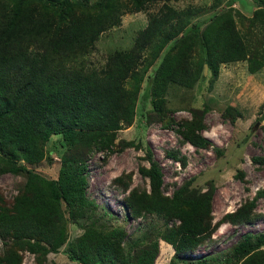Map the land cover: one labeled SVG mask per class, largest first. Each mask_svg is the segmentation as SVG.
Segmentation results:
<instances>
[{
    "label": "trees",
    "instance_id": "trees-1",
    "mask_svg": "<svg viewBox=\"0 0 264 264\" xmlns=\"http://www.w3.org/2000/svg\"><path fill=\"white\" fill-rule=\"evenodd\" d=\"M168 1L163 0L156 12L148 13L147 24L131 47L109 53L104 68L98 71L86 70L75 61L95 48L100 33L119 24L121 11L112 1L97 0L89 5L88 0H0V172L28 175L27 194L11 210L0 207V234L13 236L19 248L47 252L64 243L65 226L52 227L58 217L63 218L61 201L63 212L68 213L83 202L89 153L110 147L122 123H132L139 86L127 88L125 82L142 78L166 45L169 50L148 75L151 103L159 119L168 112L163 96L169 83L192 87L203 76L195 73L187 60L197 42L204 50L203 63L215 76L217 62L246 60L250 73L264 66V37L242 36L231 9L191 22L194 10H179ZM134 2L136 11L146 8L139 0ZM258 2L259 7L247 18L250 25L264 21V0ZM92 6L102 11L77 15L76 10ZM235 12L243 16L239 10ZM226 110L241 115L232 105ZM190 112L191 119L175 122V131L194 147L211 145L202 134L206 109L192 108ZM51 134H61L66 143L57 189L17 164L18 160H41L42 145ZM146 156L150 190L132 191L126 204L131 216L150 219L155 227L148 240L134 242L133 254L127 249L128 264H153L159 238L172 244L176 254H182L207 241L212 233L210 189L191 187L190 178L170 195L164 194L161 165L150 150ZM167 156L186 163L178 151L167 152ZM260 198H264V188L230 213V221L250 222ZM254 215L264 217L262 213ZM263 247L264 229L245 232L227 249L188 264H264ZM100 250L107 252L104 246ZM0 264H20L19 257L6 250L0 255Z\"/></svg>",
    "mask_w": 264,
    "mask_h": 264
},
{
    "label": "rangeland",
    "instance_id": "rangeland-1",
    "mask_svg": "<svg viewBox=\"0 0 264 264\" xmlns=\"http://www.w3.org/2000/svg\"><path fill=\"white\" fill-rule=\"evenodd\" d=\"M96 1L88 0V3L92 5ZM110 1L121 11L120 22L100 33L95 48L75 61L86 70L100 71L109 53L129 49L147 24L148 13L156 12L163 3V0H139L146 8L136 11L134 0ZM168 3L179 10H194L191 22L231 9L242 36L264 37L262 19L253 25L247 21L259 7L258 0H169ZM235 9L243 16H238ZM83 10L86 11L76 10L77 15L102 11L94 6ZM168 50L166 45L142 78L125 82L127 88L139 86L132 123H122L110 147L89 153L83 202L68 213L63 212L61 201L63 218L58 217L52 227L65 226L64 243L56 251L34 253L19 248L13 236L0 234V255L6 250L14 251L20 264H128L127 249L133 254V245L148 240L147 235L155 227L150 219L131 216L126 204L132 191L150 190L148 150L161 165L164 194L170 195L190 178H193L191 187L201 191L210 189L212 193L210 238L182 254H176L172 244L159 238L153 264L173 261L188 264L200 256L227 249L245 232L264 229V217L254 215L264 214V198L256 201L250 222H231L229 216L264 188V161H258L264 159V66L250 73L246 60L217 62V76L209 67L203 73L204 50L197 42L189 50L187 60L192 70L203 76L192 87L169 83L163 96L168 112L159 119L153 111L148 75ZM228 105H234L241 115L226 110ZM192 108L206 109L202 134L211 143L207 147H194L175 131L178 128L175 122L192 118ZM167 122L172 125L168 126ZM42 147L41 160L33 163L18 160L17 164L49 180L51 188L57 189L66 143L61 134H51ZM176 151L186 157L184 165L167 156V152ZM27 179L28 175L21 171L0 172V207L13 209L17 200L27 194ZM40 241L48 248L43 238ZM103 246L106 253H101Z\"/></svg>",
    "mask_w": 264,
    "mask_h": 264
},
{
    "label": "water",
    "instance_id": "water-1",
    "mask_svg": "<svg viewBox=\"0 0 264 264\" xmlns=\"http://www.w3.org/2000/svg\"><path fill=\"white\" fill-rule=\"evenodd\" d=\"M206 69H207V64H204V66H203V73L206 72Z\"/></svg>",
    "mask_w": 264,
    "mask_h": 264
},
{
    "label": "crops",
    "instance_id": "crops-1",
    "mask_svg": "<svg viewBox=\"0 0 264 264\" xmlns=\"http://www.w3.org/2000/svg\"><path fill=\"white\" fill-rule=\"evenodd\" d=\"M234 106V105H233Z\"/></svg>",
    "mask_w": 264,
    "mask_h": 264
}]
</instances>
